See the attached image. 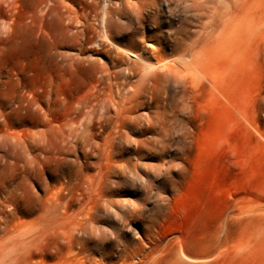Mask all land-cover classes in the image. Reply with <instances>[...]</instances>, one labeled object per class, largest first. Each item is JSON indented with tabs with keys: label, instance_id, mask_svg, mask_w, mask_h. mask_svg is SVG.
<instances>
[{
	"label": "rangeland",
	"instance_id": "374dc122",
	"mask_svg": "<svg viewBox=\"0 0 264 264\" xmlns=\"http://www.w3.org/2000/svg\"><path fill=\"white\" fill-rule=\"evenodd\" d=\"M194 1L0 0V264H264V0Z\"/></svg>",
	"mask_w": 264,
	"mask_h": 264
},
{
	"label": "bare ground",
	"instance_id": "6f19581e",
	"mask_svg": "<svg viewBox=\"0 0 264 264\" xmlns=\"http://www.w3.org/2000/svg\"><path fill=\"white\" fill-rule=\"evenodd\" d=\"M170 1H172V0H170ZM196 1V0H195ZM194 1V2H195ZM199 2H197L196 3V5L197 6H193L192 8L193 9H196L197 11H196V13H195V15L193 14V15H191V16H194V17H197V18H201L202 17V15H205L207 12H206V9H205V6H208V1L209 0H198ZM214 1V0H213ZM222 1H224V0H222ZM233 1V0H232ZM231 1V2H232ZM174 2V1H173ZM188 2V1H187ZM193 2V1H192ZM219 2L221 3V0H219ZM218 1H217V3H219ZM226 2H228V0L226 1ZM171 3V2H170ZM175 3V2H174ZM215 3V2H214ZM217 3H215V4H217ZM224 3V2H223ZM229 3V2H228ZM189 5V4H188ZM221 5V4H220ZM186 8V5L185 6H183L182 8ZM216 7V6H215ZM222 8L224 7L223 5L221 6ZM175 8H176V6H175ZM109 9V8H108ZM217 9V8H216ZM215 9V10H216ZM220 9V8H219ZM218 9V10H219ZM239 5H238V0H234V4H232V6H228V7H226V9L224 10V11H222V13L221 12H219L218 14H217V18H218V20H219V23H220V31H219V33L221 34V35H224L225 33H230V32H233V33H235L236 32V30L238 29V22H240L239 20H240V16H239ZM106 10H107V8H106ZM214 9L212 8V11H213ZM117 11V10H116ZM182 11V10H181ZM186 11V10H185ZM211 11V10H210ZM219 11H221V10H219ZM119 12H120V10H119ZM187 12V11H186ZM215 12H217V11H215ZM215 12H214V14H212V15H215ZM112 13H113V11H112ZM191 13V12H190ZM213 13V12H212ZM104 14V13H103ZM184 14V13H183ZM208 14V13H207ZM106 16V15H105ZM109 16V15H108ZM112 16V15H111ZM107 17V16H106ZM185 17H187V15L185 16V14H184V19H185ZM189 17V16H188ZM105 18V17H104ZM109 18V17H108ZM190 18V17H189ZM193 18V17H192ZM216 18V17H215ZM214 18V19H215ZM216 18V19H217ZM188 19V18H187ZM196 19V18H195ZM215 19V20H216ZM182 20V19H181ZM186 20V19H185ZM203 20H205V19H203ZM202 20V21H203ZM218 20H216V21H218ZM187 21V20H186ZM190 21V20H189ZM198 21V20H197ZM201 21V22H202ZM208 21H209V19H208ZM215 21V22H216ZM181 22H183V21H181ZM205 22V21H204ZM214 22V21H213ZM105 23V22H104ZM169 23V22H168ZM171 23V22H170ZM169 23V24H170ZM191 23V22H190ZM203 23V22H202ZM201 23V24H202ZM182 24V23H181ZM204 24V23H203ZM172 25V24H171ZM170 25V26H171ZM217 25V24H216ZM184 26V25H183ZM181 28H183L182 26H181ZM185 28V27H184ZM207 28V27H206ZM206 28H204V30H203V32L202 33H200L195 39H194V43H193V46L195 45V47H197L198 45H200V42H202V44L203 45H206V44H208V43H211L213 40H214V36H215V34H217L216 32H218V30L216 29V28H211V29H206ZM180 29V28H179ZM178 30V29H177ZM183 29H181L180 31H182ZM185 30V29H184ZM185 32V31H184ZM106 33V32H105ZM176 33V32H175ZM181 34L183 33V31L182 32H180ZM109 34V33H108ZM108 34H103L104 36L106 35V36H108L109 37V35ZM184 34H182V36H183ZM219 35V34H218ZM188 37V36H187ZM107 38V37H106ZM181 38V37H180ZM183 39H184V37H183ZM181 40V39H180ZM187 40V39H186ZM184 40H182V42H183ZM186 42V41H185ZM187 46V45H186ZM190 48V47H189ZM192 50V49H191ZM190 52V51H189ZM192 52H190V54H191ZM195 53V52H194ZM193 54V53H192ZM187 57H189V56H187ZM183 58V57H182ZM182 58L181 59H179L180 61H181V63H182V61H184L186 64H187V59L186 60H182ZM189 59V58H188ZM205 59V58H204ZM178 60V61H179ZM193 60V59H192ZM202 60V59H201ZM178 61H177V63H178ZM180 61H179V63H180ZM191 61V60H190ZM205 61V60H204ZM160 62V61H159ZM149 63V62H148ZM192 63V62H191ZM202 63V62H201ZM150 64V63H149ZM160 64V63H159ZM166 64H168V63H166ZM186 64H181V67L183 68H181L182 69V71H186V72H188V67H187V65ZM204 64H207V63H204ZM161 66H162V64H160ZM170 65V64H169ZM175 65V67H176V64H174ZM174 65H173V67H174ZM186 65V66H185ZM200 65H202V64H200ZM149 66H151L152 68H154V67H157V66H152V64L151 65H148V66H145V68L146 67H149ZM204 66V65H203ZM163 67H165V65L163 64ZM168 67H170V66H168ZM172 67V68H173ZM178 67V66H177ZM176 67V70L178 71L179 69ZM187 67V68H186ZM133 68V67H132ZM158 68H160V67H158ZM162 68V67H161ZM141 70H142V67L140 68ZM149 69H151V68H149ZM170 69V68H169ZM173 69H175V68H173ZM180 69V70H181ZM138 70V69H137ZM144 70V72L143 73H139V75L141 76H139V78H140V82H139V84L137 83V82H135V84H136V88L137 89H133V90H135V92L133 91V90H131V91H133V93H131L130 91V95L126 98V99H119V97H118V99L117 98H115V97H113V96H110L111 95V93H108V94H110L108 97H110V98H107V99H105V101L107 102L108 101V103H110V101H112L113 103H115L116 104V107H117V114L118 115H120L121 113H123L124 111H123V109H124V106H125V102L124 101H131V103H132V101H135L137 98H138V96L140 95V91H141V89L143 88L141 85H143L145 88H146V86H145V84L146 85H148L146 82L147 81H151L150 83H153L152 81L153 80H148V79H150V77H151V75L153 76L154 74L153 73H155L156 74V76L155 77H157V73L154 71V70H152V71H154L152 74L150 73L151 71L150 70H148V68H146V70L145 69H143ZM142 70V71H143ZM157 70H159V69H157ZM175 70V71H176ZM179 70V71H180ZM174 71V70H173ZM176 71V72H177ZM192 71V70H191ZM140 72V71H139ZM191 73V72H190ZM133 74H134V72H133ZM179 74H181L182 75V73H179ZM149 75H150V77H149ZM189 75V74H188ZM194 75V74H193ZM198 75V74H197ZM138 77V76H137ZM136 77V78H137ZM184 77H185V75H184ZM153 78V77H152ZM138 79V78H137ZM136 79V80H137ZM186 79V78H185ZM138 81H139V79H138ZM162 81V80H161ZM164 81V80H163ZM162 81V82H163ZM124 84H125V82H123ZM122 83V84H123ZM149 83V82H148ZM121 84V83H120ZM124 84H123V87H124ZM164 84V83H163ZM119 86V85H118ZM149 86V85H148ZM153 86V85H152ZM157 86V85H156ZM168 86V85H167ZM142 87V88H141ZM158 87V86H157ZM162 87V86H161ZM121 88V87H120ZM152 88V87H151ZM154 88V87H153ZM159 88V87H158ZM123 89V88H122ZM132 89V88H131ZM147 89V88H146ZM156 89V88H155ZM154 89V90H155ZM167 89V88H166ZM112 90V89H111ZM124 90V89H123ZM129 90V89H128ZM143 90V89H142ZM122 91V90H121ZM145 91H147V90H145ZM167 91H168V89H167ZM112 92H113V90H112ZM125 92V91H124ZM123 92V93H124ZM127 92V91H126ZM115 93V92H114ZM142 93V92H141ZM143 93H144V91H143ZM146 93V92H145ZM152 93V92H151ZM107 94V95H108ZM113 94V93H112ZM120 94V93H119ZM128 94V93H127ZM117 95V94H116ZM116 95H114V96H116ZM123 95H126V94H123ZM144 96H145V94H143ZM147 95V94H146ZM120 96V95H119ZM142 96V95H141ZM124 97V96H123ZM142 98V97H141ZM94 100V99H93ZM138 100V99H137ZM140 100V99H139ZM99 101H86L85 103H83L82 105H81V107L78 109V115L75 117V118H72L68 123L70 124L69 125V136L71 135H74L73 136V138H75V140H78V139H81V140H84L87 136L86 135H89L88 134V132L90 131V129H91V123L93 122V120H94V117H95V114H96V111H97V108H98V105L101 103V102H103V101H101L100 103H98ZM141 102H142V100H141ZM135 104H136V101L134 102ZM134 103H132L133 105H134ZM107 103H105V105H106ZM112 104V103H111ZM127 104V103H126ZM141 104V103H140ZM102 105H104V102H103V104ZM143 105V104H142ZM107 106V105H106ZM109 106V105H108ZM111 106H115V105H111ZM131 106V105H130ZM140 106V105H139ZM133 107V106H132ZM103 108H104V106H103ZM102 109V108H101ZM126 109H127V107H126ZM133 109H134V107H133ZM103 110V109H102ZM131 110V109H130ZM113 111V110H112ZM123 111V112H122ZM127 111H128V109H127ZM134 111V110H133ZM101 112V111H100ZM104 113V112H103ZM102 113V114H103ZM120 113V114H119ZM105 114V113H104ZM118 115H117V117H118ZM99 116V115H98ZM107 116H109V115H107ZM120 116H122V115H120ZM118 117V118H121V117ZM102 117V116H101ZM100 117V118H101ZM112 117H114V115L112 116ZM126 117V116H125ZM110 118V117H109ZM101 120V119H100ZM111 120H113V119H111ZM115 121L117 120V118L116 119H114ZM126 120V119H125ZM124 120V121H125ZM123 121V122H124ZM128 121V120H127ZM126 121V122H127ZM117 122H119V120H117ZM153 122V121H152ZM113 123V122H112ZM115 123V122H114ZM108 124H110V123H108ZM115 124H117V123H115ZM121 124V123H120ZM68 125V124H67ZM110 126V125H109ZM118 126V125H117ZM120 127V126H119ZM104 128V127H103ZM66 129H68V128H66ZM106 129H107V127H106ZM105 129V130H106ZM116 129V128H115ZM117 131H118V129H116ZM64 132H66V131H64ZM68 133V132H67ZM105 133H106V131H105ZM109 133V132H108ZM108 133H106V134H108ZM66 134V133H65ZM111 134V133H110ZM66 137H68V135L66 136ZM112 137V136H111ZM114 138H116V137H113V138H111V139H109L108 140V145H104L105 147H103L104 148V150H106V151H108L109 149L111 150V148L113 147V144H114V141H115V139ZM67 139V138H66ZM70 139V138H69ZM72 139V138H71ZM65 140V139H64ZM68 140V139H67ZM74 140V139H73ZM72 140V141H73ZM69 141V140H68ZM71 141V142H72ZM89 141H91V140H89ZM70 142V141H69ZM68 143V142H67ZM75 143V142H74ZM72 144V143H71ZM93 144V143H92ZM76 145V144H75ZM73 146H74V144H73ZM109 150V151H110ZM94 152V151H93ZM97 152V151H96ZM102 152V151H101ZM95 154V153H94ZM97 154H99V153H97ZM110 155V154H109ZM99 163V162H98ZM100 164V163H99ZM81 209V208H80ZM91 209V208H90ZM82 210V209H81ZM83 211V210H82ZM81 212V211H80ZM85 212H87V211H85ZM69 215V214H68ZM72 215H74V214H72ZM78 215V214H77ZM86 215H88V214H86ZM71 216V215H70ZM69 216V217H70ZM76 217H78V216H76ZM65 218V217H64ZM71 218V217H70ZM75 218V217H74ZM80 218V217H79ZM78 218V221H76L77 219H75V220H73V219H71L70 221H69V223L67 224V225H65L66 227H65V230H64V233H63V238L65 239V238H68L69 239V241L71 242V240H72V238H74V236H75V234L79 231V230H84V229H86V227L88 226V224H89V222L87 221V220H83V218H82V220H80ZM89 220H90V218H89ZM67 221V222H68ZM81 232V231H80ZM79 235V234H78ZM79 236H81V235H79ZM79 236H78V238H79ZM76 237V236H75ZM69 242V243H70ZM75 242V241H74ZM69 243H68V245H69ZM73 243V240H72V242H71V244ZM70 244V245H71ZM73 245V244H72ZM68 249V248H67ZM70 249V248H69ZM67 252H68V250H67ZM67 252H66V254H67ZM77 255V254H76Z\"/></svg>",
	"mask_w": 264,
	"mask_h": 264
}]
</instances>
